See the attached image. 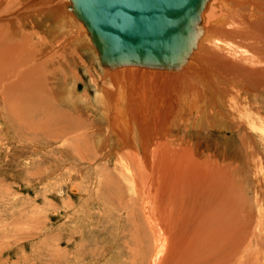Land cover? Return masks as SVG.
Here are the masks:
<instances>
[{
  "label": "rangeland",
  "instance_id": "1",
  "mask_svg": "<svg viewBox=\"0 0 264 264\" xmlns=\"http://www.w3.org/2000/svg\"><path fill=\"white\" fill-rule=\"evenodd\" d=\"M65 3L69 7L70 3ZM212 5L210 3L206 9L205 20L202 18L203 26L211 21L209 17L214 13ZM256 5H264V0H258ZM252 7L249 6V9ZM66 12L69 17L68 9ZM245 15L244 19L249 22L250 13ZM20 18L18 24L25 39L31 40V45L30 41L28 45L10 40L4 42L9 49L6 57H17L18 61L23 62L35 57L33 66H39V70L44 69L42 66L45 65L47 75L44 77L40 72L38 80L42 82L47 78L45 89L52 93L50 97L47 92L49 100H55V105L49 104L45 108L23 106L17 113L19 117L14 125L10 124V128L7 124L6 128L9 127L10 131L3 123L4 133H0V264H152L153 255L146 258L150 239L141 225L136 206L129 201L132 195L128 190V172L117 162L119 153L114 152L113 157L107 158L102 151L95 150L94 155L90 149L86 162L70 167L67 153L80 142L85 145L86 140L76 138L77 134L60 142L52 139L56 127L49 121L54 116L51 108L67 115L63 121L70 118L84 120L86 128L83 127V130L88 128L87 137L91 145L94 144L95 130H105V133L108 130L107 125H100L96 120L94 108L89 112L84 106L73 109L66 103H59L52 91L56 86L65 82L69 85L75 83L76 92L87 95L90 100L99 89L112 88L99 77L98 67L88 49L70 44L67 41L68 33L56 31L54 36L49 33V29L53 30L54 27L53 19L37 25ZM257 36L260 34L257 33ZM54 37L56 39L52 40ZM41 42L49 46L46 52L37 49L42 48ZM13 45L15 47L11 50ZM13 52L14 55H11ZM226 60L230 62V59ZM245 61L250 71H244V76L239 77L241 84L234 80L232 82L236 84L230 81L229 85L230 90L233 91L231 88L235 87L237 91L234 93H239V96L236 94L240 102L237 106L230 102L213 110V113H220L221 110L222 115H216V118L222 120V125L214 117L209 122L203 119L202 127L195 129L197 136H192V133H187V137L179 135L191 151L198 150L195 158L189 156L186 162L177 156V161L185 164L177 165L173 172L165 165L153 171L150 188L153 189L151 196L155 209L163 195L165 198L171 195L176 196V202H173V198L172 202L173 206H177L176 212H179L175 213L176 228H173L178 237L175 239V251L164 261L166 247L164 253L157 256V264H264V138L260 136L264 137L260 132V128L264 129V125L261 127V118L264 117V71L257 70L262 66L264 57L253 54ZM63 62L67 65L63 66ZM20 73L24 74L21 70ZM2 102L0 98V104ZM45 110L50 112L49 116L41 118L39 114ZM224 112L228 118H225ZM236 116L238 118L234 119ZM248 116L254 118L250 120ZM256 122L260 125L254 130L252 125L257 126ZM255 133L261 139L256 141ZM60 149L64 150V155L58 152ZM175 150L179 151L180 148ZM52 164L58 167L55 175ZM105 165L110 166L117 183L109 182L110 177L103 178V186L96 189L99 196L97 203L86 193L87 186L91 187L90 193L93 192L94 185L90 184L96 179L94 171L102 170ZM169 182L172 184L169 185ZM167 185L163 192L164 189L160 188ZM76 186L80 192L73 194ZM135 194L138 197L139 194ZM136 201L141 214L142 201L140 198Z\"/></svg>",
  "mask_w": 264,
  "mask_h": 264
},
{
  "label": "bare ground",
  "instance_id": "2",
  "mask_svg": "<svg viewBox=\"0 0 264 264\" xmlns=\"http://www.w3.org/2000/svg\"><path fill=\"white\" fill-rule=\"evenodd\" d=\"M22 1L23 0H0V98L3 100L0 104V133L2 135L4 133V122L5 128L8 125L10 126V124L14 125L16 118L19 117L17 113L22 110L23 106L45 108L49 104L55 105V100L53 98L49 100L48 93L50 92L45 89L47 78L42 82L38 80L40 72H43L44 77L45 74L47 75L48 69L46 68L47 70H45V65L44 67L42 66L44 69L39 70L37 69L39 67L37 66L39 64L38 62V64L36 63L37 68L33 66L34 60H36L35 57H31V59L25 62H23V60L18 61L17 57H6V55H8L7 50L9 49L4 46V42H8L9 40L10 42H19L20 45H28L30 41L31 45V40L25 39L24 32L21 30L20 24H18V19L21 16L24 18H20V20L31 21V23L37 25L53 19L52 22L54 27L53 30L49 29V33H52V36L58 31L68 33L67 41L70 44L74 45L76 48L83 47L88 49L89 55L92 56V60L98 67L97 73H99V77H101L102 81L108 82L109 87L112 89L101 88L93 96V99L90 100L87 95H80L76 92L77 90H75L74 87L75 83L73 85H69L66 82L60 83L52 90L56 96L55 98H58L59 103H66L73 109H76L77 106H84L87 107L86 109H88L89 112L91 108H94L93 113H97L96 120L100 125H107L108 130L106 133L105 130L102 131L100 129V131H94L96 136L94 137L93 146L89 143L87 137V132H89L87 131L88 128L87 130H83V127L86 128L84 125L85 123H83L84 120L79 121V118H70L67 121H63L66 120L67 115L58 113L54 108H51V111L54 112V116L50 118L49 121L56 129L54 128L53 135H50H52V139L56 142H60L65 138L69 139L73 134H77L76 138L86 140L85 145L84 142L82 145L80 142L76 145L75 149L67 153V163L70 167L75 166L77 163L83 164L86 162V154L90 149H92L94 155L96 153L95 150L98 152L102 151L107 158L113 157L117 152L119 153V160L117 162L121 164L120 167L124 168L125 172H128V182L130 185L128 190L132 195L129 201L132 202L133 206H136V212L139 217L141 216L142 218H140L141 225L146 230L148 238L150 239L149 254H147L148 256L146 258L149 259V256L153 255L150 263L157 264V256L163 254L166 247H168L164 258L165 261V259L175 251V241L178 237L177 232H175L176 230L174 231L173 228L175 227L174 219H176V214L179 212H176L177 206L175 204L173 206V202H176L174 201L176 196L172 197L171 195H168L166 198L163 195L161 198L162 200L160 199L161 202L159 201L157 209H155L153 197L151 196L153 189L150 188L153 171L161 165H165L171 168L170 172H173L177 165L185 164L183 161L179 163L177 161V156L184 159L186 162L189 156L194 159L195 155L198 154V150L191 151V149L186 147L185 141H181L184 139L183 137H187V133H192V136L196 134L195 129L196 127L197 129L202 127L204 124L203 119L209 122L212 117L215 119L216 115H222L221 110L220 113H213L216 107L221 108L230 102L235 103V106L238 105L240 102L238 101L239 93H234V91H237L234 89L235 87L231 88L233 91L229 89L230 81H240L239 77L244 76V71H250L248 70L249 67H247L249 64L245 59H249L253 54L257 57H264V5H256L258 0H208L201 15V22L202 18L205 20V12L210 3L214 6V13L209 17L211 21L206 26L201 25V22L197 25L198 35L194 47L190 51L189 56L184 57V61L180 66L169 64L170 68H162L161 66H156L157 68L143 66L133 68L125 66L119 68L102 65L100 52L94 45L87 27L76 16L72 0ZM65 2L70 3L69 7L66 6ZM251 5L254 7L250 10L249 6ZM66 9L69 11V17ZM247 13H250L251 19L249 22H251V25L244 19ZM26 24H28V22ZM257 33H259L260 36H257ZM34 39L36 40L37 38ZM55 39L54 37L52 40ZM54 43L56 44V42ZM76 43H78L77 46ZM42 45V48L36 46L38 47L37 49L41 52H46L47 50L45 51V49H48L49 46L47 43H42ZM14 47L13 45L10 49L12 50ZM209 52H211V54ZM212 52H214V54ZM246 54H249L248 57H244ZM11 55H14V52L11 53ZM47 59L46 57V60ZM71 59L73 58L71 57ZM218 59L220 61H218ZM226 59H230V62L228 63ZM222 63L227 65V67ZM51 65L53 66V62ZM66 65L63 62V66ZM263 66L264 62L262 66H259L262 68L258 67L257 70L264 71ZM20 70L24 72L23 75L20 73ZM233 83L235 82L231 84ZM239 83L241 84V81ZM236 93H238V96ZM51 94L52 93H50V97ZM49 113L48 110L41 111L39 116H41V118L48 117ZM223 115L225 118H228L225 112ZM229 115L231 116L230 113ZM250 115L252 117V114ZM254 115L253 116L256 117L257 113ZM261 116L262 115L259 117ZM237 118L236 116L234 119ZM263 118L264 117L261 118L262 121L260 120L261 127L264 125L262 124L264 121ZM217 120L220 121L219 125H222V120ZM252 121L250 122L252 123ZM194 122H196V124ZM258 123L256 122L257 126L252 125L254 130H257L255 128H258L260 125H258ZM213 124L216 125L217 123L213 122ZM247 124L245 123V125ZM212 125H209V127ZM226 127L228 128V126ZM10 128L7 127L6 130L10 131ZM252 128L250 127V130L254 131ZM41 130H39V132ZM260 130L264 135L263 127L260 128ZM250 133L252 132L250 131ZM179 135L183 136L182 139H180L181 137L179 138ZM260 136L264 138L262 135ZM197 138L198 137H196V139ZM256 138H258L257 134ZM259 138L256 139V141L259 140ZM77 141L79 140L77 139ZM262 142L264 143L263 140ZM261 144L260 146L262 147ZM181 147H186L187 149H182ZM175 148H180V152L175 150ZM58 152L64 155V150L60 149ZM52 165L51 167L54 169L55 175L58 167H54V164ZM127 166H129V168L125 169ZM187 167H189V165ZM59 172L62 174V171ZM94 172L97 174L95 180H100L91 182L92 184L90 185H94L93 192L90 193L89 188L91 187L87 186L88 192L86 193L91 195L93 201L99 203V196L96 189H101L103 186V178L110 177L108 179L109 182L112 181L117 183V180H115L113 176L114 173L108 165H105L102 170H96ZM120 175H122L121 172ZM95 182L99 185L96 186ZM171 184L172 183L169 182V185ZM165 187H168V185L160 189H164L163 192H165ZM72 192L75 194L80 191L76 186L73 188ZM135 192L137 195L139 194L138 197L135 196ZM137 198H140L142 201L140 208L141 214H139L137 208ZM182 202H184V200ZM180 204L182 205V203ZM88 205L89 204H87V206ZM83 246L84 245H81V247ZM159 262H161V260Z\"/></svg>",
  "mask_w": 264,
  "mask_h": 264
},
{
  "label": "water",
  "instance_id": "3",
  "mask_svg": "<svg viewBox=\"0 0 264 264\" xmlns=\"http://www.w3.org/2000/svg\"><path fill=\"white\" fill-rule=\"evenodd\" d=\"M72 1L102 65L170 68L189 56L208 0Z\"/></svg>",
  "mask_w": 264,
  "mask_h": 264
}]
</instances>
